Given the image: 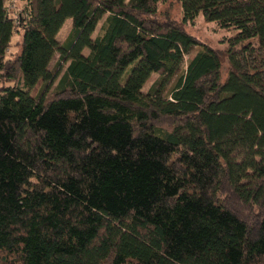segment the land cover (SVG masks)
I'll return each instance as SVG.
<instances>
[{
	"label": "trees",
	"instance_id": "1",
	"mask_svg": "<svg viewBox=\"0 0 264 264\" xmlns=\"http://www.w3.org/2000/svg\"><path fill=\"white\" fill-rule=\"evenodd\" d=\"M10 1L0 264H264V0H179L184 24L237 31L225 82L214 49L158 20L166 0H26L16 18Z\"/></svg>",
	"mask_w": 264,
	"mask_h": 264
},
{
	"label": "rangeland",
	"instance_id": "2",
	"mask_svg": "<svg viewBox=\"0 0 264 264\" xmlns=\"http://www.w3.org/2000/svg\"><path fill=\"white\" fill-rule=\"evenodd\" d=\"M26 0H20L16 1L11 0L8 3V9L12 15V17L16 18L17 14L26 6ZM158 20L161 22H172L175 23L177 26L181 27L183 30H185L187 33L198 39L202 44L207 45L214 49L220 56L221 63H222V81L225 82L229 76V73L232 71V66L229 61V39L237 33L236 30H226L221 29L215 24L214 22H208L206 19L200 15L194 23L184 24L183 23V12L182 7L179 0H166L165 2L161 3L159 6V13H158ZM102 22L99 24L96 34L99 32L101 28ZM73 29V20L68 19L62 29L60 30L57 39L60 43H64L69 35L71 34V31ZM21 35L20 33H17L14 36L13 39V45L12 48L8 51V55L16 56L19 53L20 47L18 44V41L20 40ZM253 44H257L256 40H251ZM202 49V47H193L190 54H188L178 71L180 73L181 71L185 70L187 68V64L189 59H191L197 52H199ZM88 51H86V54ZM59 61V55L57 54L52 63H51V70H53L56 73H59L62 71L65 66L64 64L60 65V68L57 67ZM158 74L152 75L148 83L144 87V92H148L149 89L153 86L154 83L159 79ZM175 79L173 78L169 85L167 86L166 91L170 90L171 87L174 85ZM44 83L40 82L39 85L35 88L33 91V95L37 96L43 89ZM55 86H51V89L49 90V93L53 91Z\"/></svg>",
	"mask_w": 264,
	"mask_h": 264
}]
</instances>
